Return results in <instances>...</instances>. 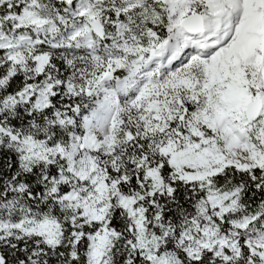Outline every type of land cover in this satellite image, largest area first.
Returning a JSON list of instances; mask_svg holds the SVG:
<instances>
[{"label":"snow or ice","instance_id":"obj_1","mask_svg":"<svg viewBox=\"0 0 264 264\" xmlns=\"http://www.w3.org/2000/svg\"><path fill=\"white\" fill-rule=\"evenodd\" d=\"M0 264H264V0H0Z\"/></svg>","mask_w":264,"mask_h":264}]
</instances>
